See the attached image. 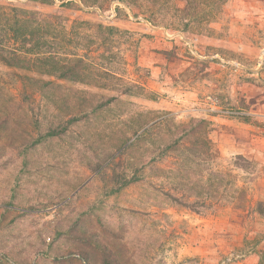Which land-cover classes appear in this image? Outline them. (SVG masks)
Instances as JSON below:
<instances>
[{"label":"rangeland","instance_id":"obj_1","mask_svg":"<svg viewBox=\"0 0 264 264\" xmlns=\"http://www.w3.org/2000/svg\"><path fill=\"white\" fill-rule=\"evenodd\" d=\"M28 2L83 76L0 62V264H264V0Z\"/></svg>","mask_w":264,"mask_h":264},{"label":"trees","instance_id":"obj_2","mask_svg":"<svg viewBox=\"0 0 264 264\" xmlns=\"http://www.w3.org/2000/svg\"><path fill=\"white\" fill-rule=\"evenodd\" d=\"M40 0H29L28 3H36ZM70 3H67L69 5ZM66 5V6H67ZM64 6V5H63ZM65 6V7H66ZM51 15H44L39 12H31L25 9H20L13 7L11 9H4L0 7V62H3L7 67L11 69L25 70L27 72L32 71L31 62L28 59L29 56L38 57L37 61H44L46 64L42 66V70L38 71V74L54 77L58 80H82L83 72L78 69L76 65L81 62L78 59L73 65H61L53 67L51 65L52 51L49 42V36L51 35L52 24L50 22ZM6 40L10 41L13 47H6ZM32 72H35L34 70ZM28 82L25 83L24 99L27 101H32L36 95H40L42 99H46L51 102L54 99L55 93L53 90V83L51 81H45L43 79H37L36 77H28ZM114 98L108 99L105 103L99 104L93 108L86 111H81L80 116H72L66 122V124L59 123L57 126L49 125L46 131V139L57 138L65 134L72 124L88 117V111L94 112L97 109H101L107 106ZM104 104V105H103ZM160 126V125H159ZM158 126H155L157 128ZM181 126H179L180 128ZM150 128L146 129L138 138L129 144L124 150L122 155L134 149L136 146L142 144L146 141L148 135L150 134ZM41 143V142H40ZM134 180L127 181L123 184L126 186L132 183ZM188 198H184L182 202L188 207L199 211L200 205L199 201L189 203L186 201ZM82 259L90 264L89 256L85 253L80 254ZM4 261L3 259H1ZM5 262V261H4ZM106 264H112L108 259L105 261ZM5 264H11L8 261ZM16 264V263H15ZM39 264V263H36Z\"/></svg>","mask_w":264,"mask_h":264}]
</instances>
